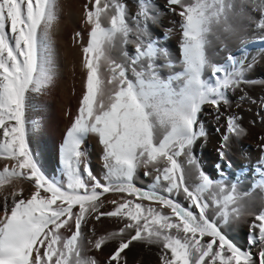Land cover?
<instances>
[{
	"label": "snow or ice",
	"instance_id": "snow-or-ice-1",
	"mask_svg": "<svg viewBox=\"0 0 264 264\" xmlns=\"http://www.w3.org/2000/svg\"><path fill=\"white\" fill-rule=\"evenodd\" d=\"M161 8L178 17L176 56L153 36ZM56 21L57 0H0V158L11 162L0 170V189L14 180L29 184L27 194L13 187L0 201V264H98L87 250H102L109 241L116 244L106 264H127L125 250L133 242L156 245L160 264H264V210L247 213L254 220L249 246L242 249L225 230L247 211L237 185L229 190L205 174L194 155V146L207 136L200 120L204 106L219 119L228 93L248 82L245 75L255 61L229 52L213 62L210 50L214 42L218 50L229 41L244 45L250 30L264 34V0H164L159 7L155 0H137L134 11L127 0H88L85 91L60 148L65 180L42 170L29 144L37 123L27 117L32 96L54 83ZM117 45L119 60L111 55ZM237 121L227 117L218 149L225 167L231 166L230 138L244 134ZM90 133L102 145V176L81 151ZM260 148L264 153V137ZM141 167L145 176L155 174L148 190L133 183ZM192 169L197 182L190 180ZM257 171L260 180L253 187L264 188V155ZM110 192L121 195L101 211V198ZM102 217L116 218L121 226L86 237L84 228Z\"/></svg>",
	"mask_w": 264,
	"mask_h": 264
},
{
	"label": "bare ground",
	"instance_id": "bare-ground-1",
	"mask_svg": "<svg viewBox=\"0 0 264 264\" xmlns=\"http://www.w3.org/2000/svg\"><path fill=\"white\" fill-rule=\"evenodd\" d=\"M86 3L88 0H57V21L51 32L54 83L43 93L32 96V106L27 113L28 119L37 123V127L30 131V147L37 153L42 170L49 177L60 180L66 179L62 174L60 148L67 129L78 113L80 100L85 91L86 69L83 68L82 63V45L86 43L87 31L90 30V26L84 23V5ZM136 3L137 0H127L130 11L136 9ZM155 4L158 7L162 6L164 0H155ZM160 10V22L154 26L153 36L173 56H176L179 54L180 48V32L175 24L178 17H174L162 8ZM102 23L107 25L108 19L102 17ZM168 29H171V32L166 38L163 35H157L165 33ZM77 32L81 33V37H76ZM262 35L264 34L259 31L250 30L247 33L246 41ZM227 44V49L218 50V42H214L209 53L213 62L220 61L229 52L239 49L237 47L240 46V41H229ZM126 49L132 53L134 45L129 44ZM111 55L118 60L122 58L119 45L112 50ZM244 57H247L246 62H251L253 57L255 58L251 69L245 75L248 82L242 83L239 88L228 93L229 103L221 107L219 119L210 105L204 106L200 120L207 136L201 138L194 146V155L200 169L205 174L217 181L223 180L229 190L230 185H237V194L242 197L240 203L245 206L247 211L240 220L228 225L225 230L228 236L242 249L249 246V225L254 220V215L247 213L257 214L261 209H264V188L253 187L257 181L254 182L255 178L252 177L251 172L241 176L236 174L237 169L241 166L259 167L261 156L264 155L260 148L261 138L264 137V50H252L247 56L238 57V60ZM228 116L238 118L237 122L244 129V134L230 138L228 154L231 157V166L225 167L219 158L218 149L223 135L227 133ZM81 151L84 152L86 162L93 173L102 176L105 169L102 160V145L99 143L98 136L88 134L81 144ZM6 163L11 166V162L0 158V170ZM218 165L221 167L218 168ZM144 172L145 168H139L133 183L137 187L148 190L153 184L155 174L145 176ZM190 180L197 182L195 169L191 170ZM13 187L17 190L23 188L27 194L29 184L20 179L14 180L10 185H5L3 189H0V201ZM120 195L112 192L105 194V197L101 198L105 200V208H101V211L112 207L107 203V200L119 198ZM144 203L148 205L150 202L145 201ZM155 206L158 207V205ZM209 211L212 212V207ZM120 226L116 218L102 217L99 221L91 220L89 225L84 228V234L88 238H93L92 234L95 232V237H99L117 231ZM61 231L65 236L69 235L63 229ZM115 244V241H109L102 247V250L89 248L87 254L93 256L98 264H106ZM256 250L253 249V251ZM125 252L127 264H160L159 248L156 245L133 242Z\"/></svg>",
	"mask_w": 264,
	"mask_h": 264
},
{
	"label": "rangeland",
	"instance_id": "rangeland-1",
	"mask_svg": "<svg viewBox=\"0 0 264 264\" xmlns=\"http://www.w3.org/2000/svg\"><path fill=\"white\" fill-rule=\"evenodd\" d=\"M261 37H264V35H262V36H258L257 38H255L254 39V37L253 38H251L250 40H247L246 41V43L244 44V45H242L241 43L239 44L240 46H238L237 48H239V49H235L234 51H232L231 53H234L235 54V56H236V59L238 60V57H240V56H247L252 50L253 51H263L264 50V42L262 41V38ZM254 39V40H253ZM250 43V44H249ZM247 44V45H246ZM261 45V46H260ZM248 48H247V47ZM257 46V47H256ZM257 48V49H256ZM247 49V50H246ZM248 49H249V51H248ZM259 49V50H258ZM247 53H245V52ZM245 53V54H244ZM228 54H226V56H227ZM251 167H254V168H251ZM251 167H247V166H241L240 168H238L237 169V175L238 176H241V175H244V174H246V173H248V172H251V175H252V177L253 178H255L254 179V182H258L259 180H260V173L257 171V169H258V166H251ZM257 177V178H256ZM258 179V180H257ZM256 182V183H257ZM262 210H264V209H261L260 211H262ZM259 211V212H260ZM257 214H259V213H257Z\"/></svg>",
	"mask_w": 264,
	"mask_h": 264
}]
</instances>
